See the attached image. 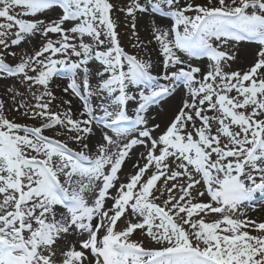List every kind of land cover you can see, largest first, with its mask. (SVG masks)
Here are the masks:
<instances>
[{
  "label": "snow or ice",
  "instance_id": "obj_1",
  "mask_svg": "<svg viewBox=\"0 0 264 264\" xmlns=\"http://www.w3.org/2000/svg\"><path fill=\"white\" fill-rule=\"evenodd\" d=\"M0 264H264V0H0Z\"/></svg>",
  "mask_w": 264,
  "mask_h": 264
},
{
  "label": "rangeland",
  "instance_id": "obj_2",
  "mask_svg": "<svg viewBox=\"0 0 264 264\" xmlns=\"http://www.w3.org/2000/svg\"><path fill=\"white\" fill-rule=\"evenodd\" d=\"M120 30H121L122 33L125 31L123 27H121ZM123 42H124L125 44H127V37H126V36L124 37Z\"/></svg>",
  "mask_w": 264,
  "mask_h": 264
},
{
  "label": "bare ground",
  "instance_id": "obj_3",
  "mask_svg": "<svg viewBox=\"0 0 264 264\" xmlns=\"http://www.w3.org/2000/svg\"><path fill=\"white\" fill-rule=\"evenodd\" d=\"M74 105H77L78 106V102L74 101ZM129 167H130V165H129Z\"/></svg>",
  "mask_w": 264,
  "mask_h": 264
}]
</instances>
